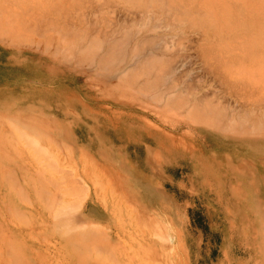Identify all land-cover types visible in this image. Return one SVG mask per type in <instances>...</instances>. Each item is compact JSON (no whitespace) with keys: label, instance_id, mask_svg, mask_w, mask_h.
<instances>
[{"label":"rangeland","instance_id":"rangeland-1","mask_svg":"<svg viewBox=\"0 0 264 264\" xmlns=\"http://www.w3.org/2000/svg\"><path fill=\"white\" fill-rule=\"evenodd\" d=\"M122 262L264 264V0H0V264Z\"/></svg>","mask_w":264,"mask_h":264},{"label":"crops","instance_id":"crops-1","mask_svg":"<svg viewBox=\"0 0 264 264\" xmlns=\"http://www.w3.org/2000/svg\"><path fill=\"white\" fill-rule=\"evenodd\" d=\"M145 169L146 168L138 169L133 175V194L144 207H147V204L150 205L152 201L162 205V201L166 199L165 194L161 191L165 181H163L161 177L157 178L155 175L149 174ZM152 184H154L155 187L159 186L160 190L158 191Z\"/></svg>","mask_w":264,"mask_h":264},{"label":"bare ground","instance_id":"bare-ground-1","mask_svg":"<svg viewBox=\"0 0 264 264\" xmlns=\"http://www.w3.org/2000/svg\"><path fill=\"white\" fill-rule=\"evenodd\" d=\"M113 44V43H112ZM115 46V44L113 45V47ZM254 105H257V106H260L261 105V101H257V102H255L254 103ZM207 109H208V107H207ZM206 109V110H207ZM195 111V110H194ZM193 111V112H194ZM210 111H212V110H210ZM201 112H203V111H201ZM212 113H215V116H214V118L210 121V123H211V125H214V126H218V120H219V118L221 117V114H222V111L221 110H217V109H215L213 112H211V114ZM225 113V112H224ZM206 114V113H205ZM207 115V114H206ZM213 115V114H212ZM224 115V114H223ZM218 117V118H217ZM226 118V117H225ZM207 121V120H206ZM230 121V120H229ZM233 122V121H232ZM209 123V124H210ZM208 124V125H209ZM220 124V123H219ZM228 127H233V126H231V125H229ZM250 133V132H249ZM48 139V138H47ZM50 139V138H49ZM48 139V140H49ZM47 140V141H48ZM50 141V140H49ZM49 143H51V141L49 142ZM53 144H54V142H53ZM48 179V178H47ZM48 183H51V182H49L48 181ZM52 187V186H51ZM43 191V190H42ZM51 195V194H50ZM47 200H48V198H47ZM45 202V201H44ZM46 202H48V201H46ZM46 205H48L47 207H50L51 205L50 204H47L46 203ZM50 205V206H49ZM51 209V208H50ZM46 212V211H45ZM51 213V212H50ZM55 215V212H53V216ZM75 229H77V228H75ZM74 229V230H75ZM79 229V232H80V230H81V227L80 228H78ZM77 229V230H78ZM83 229V228H82ZM73 230V229H72ZM84 230V229H83ZM103 231V230H102ZM83 234V233H82ZM96 234H97V231H96ZM95 235V234H94ZM100 234H98V236H99ZM91 243V242H90ZM91 245V244H90ZM120 261H122V260H120ZM122 264H123V262H122Z\"/></svg>","mask_w":264,"mask_h":264}]
</instances>
